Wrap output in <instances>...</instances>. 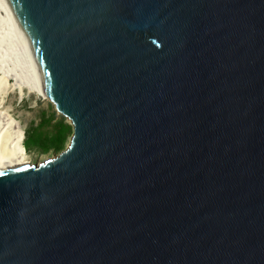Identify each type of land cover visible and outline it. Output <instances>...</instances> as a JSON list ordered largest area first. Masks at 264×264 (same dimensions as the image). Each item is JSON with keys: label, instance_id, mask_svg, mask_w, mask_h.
Listing matches in <instances>:
<instances>
[{"label": "water", "instance_id": "1", "mask_svg": "<svg viewBox=\"0 0 264 264\" xmlns=\"http://www.w3.org/2000/svg\"><path fill=\"white\" fill-rule=\"evenodd\" d=\"M0 27L72 126L0 170V264H264V0H0Z\"/></svg>", "mask_w": 264, "mask_h": 264}, {"label": "rangeland", "instance_id": "2", "mask_svg": "<svg viewBox=\"0 0 264 264\" xmlns=\"http://www.w3.org/2000/svg\"><path fill=\"white\" fill-rule=\"evenodd\" d=\"M14 94L8 96L6 104L20 123L29 161L36 164L57 155L69 142L72 134L70 122L48 99L24 90L25 96L18 101Z\"/></svg>", "mask_w": 264, "mask_h": 264}, {"label": "bare ground", "instance_id": "3", "mask_svg": "<svg viewBox=\"0 0 264 264\" xmlns=\"http://www.w3.org/2000/svg\"><path fill=\"white\" fill-rule=\"evenodd\" d=\"M24 90L48 99L21 78L0 27V170L32 165L23 146L24 133L20 123L10 113V106L6 104L8 96L12 93L21 101L25 96Z\"/></svg>", "mask_w": 264, "mask_h": 264}]
</instances>
